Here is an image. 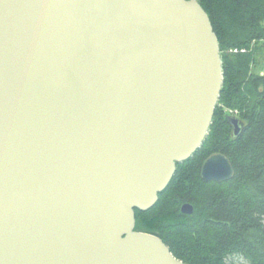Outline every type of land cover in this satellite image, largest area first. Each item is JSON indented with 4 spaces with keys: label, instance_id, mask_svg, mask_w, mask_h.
<instances>
[{
    "label": "water",
    "instance_id": "obj_1",
    "mask_svg": "<svg viewBox=\"0 0 264 264\" xmlns=\"http://www.w3.org/2000/svg\"><path fill=\"white\" fill-rule=\"evenodd\" d=\"M223 85L198 0H0V264H186L137 211L202 147ZM233 177L223 154L203 165Z\"/></svg>",
    "mask_w": 264,
    "mask_h": 264
},
{
    "label": "trees",
    "instance_id": "obj_2",
    "mask_svg": "<svg viewBox=\"0 0 264 264\" xmlns=\"http://www.w3.org/2000/svg\"><path fill=\"white\" fill-rule=\"evenodd\" d=\"M198 1L219 38L223 90L202 147L178 164L152 209L137 211L136 230L160 237L186 264H264V0ZM231 116L243 123L237 137ZM215 154L231 161V180L202 178ZM187 203L192 215L182 213Z\"/></svg>",
    "mask_w": 264,
    "mask_h": 264
},
{
    "label": "rangeland",
    "instance_id": "obj_3",
    "mask_svg": "<svg viewBox=\"0 0 264 264\" xmlns=\"http://www.w3.org/2000/svg\"><path fill=\"white\" fill-rule=\"evenodd\" d=\"M236 52V51H235ZM230 264H248L243 258L241 257H234L230 261Z\"/></svg>",
    "mask_w": 264,
    "mask_h": 264
},
{
    "label": "built area",
    "instance_id": "obj_4",
    "mask_svg": "<svg viewBox=\"0 0 264 264\" xmlns=\"http://www.w3.org/2000/svg\"><path fill=\"white\" fill-rule=\"evenodd\" d=\"M236 52H238V50H236ZM241 52H243V53H244V52H246V51H245V50H242Z\"/></svg>",
    "mask_w": 264,
    "mask_h": 264
}]
</instances>
